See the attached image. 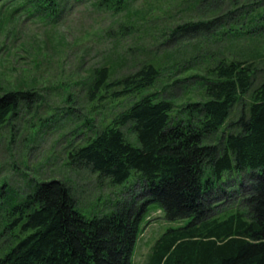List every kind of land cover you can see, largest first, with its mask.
Returning a JSON list of instances; mask_svg holds the SVG:
<instances>
[{"label": "trees", "instance_id": "trees-1", "mask_svg": "<svg viewBox=\"0 0 264 264\" xmlns=\"http://www.w3.org/2000/svg\"><path fill=\"white\" fill-rule=\"evenodd\" d=\"M128 1L99 0V5L119 12ZM28 2L41 18L58 14L55 0ZM217 22H188L173 35L211 34ZM254 73L251 64L218 62L196 77L205 100L183 105L180 117L173 101L145 93L160 77L155 65L114 81L105 67L93 71L88 101L109 90L111 99L141 98L84 145L70 146L67 165L87 169L110 185L126 183L135 172L145 199L120 201L109 213L88 218L77 211L64 182L38 183L8 209L6 230L16 227L18 235L0 264H131L150 204L158 206L165 221L186 222L166 230L144 264H264V83L253 88ZM177 74L182 73L174 75L172 85L186 82ZM33 96L20 91L0 96V128ZM236 104L241 111L228 126L237 132L218 144L207 143L224 128ZM126 126L135 143L122 132ZM230 176L238 181L236 189L229 187ZM231 195H238L243 210L215 215L212 202Z\"/></svg>", "mask_w": 264, "mask_h": 264}, {"label": "rangeland", "instance_id": "rangeland-1", "mask_svg": "<svg viewBox=\"0 0 264 264\" xmlns=\"http://www.w3.org/2000/svg\"><path fill=\"white\" fill-rule=\"evenodd\" d=\"M28 1L0 0V96L18 91L34 95L0 128V257L18 235L16 227L6 230L9 207L38 183L64 182L77 211L88 218L109 213L117 202L145 199L135 172L126 183L110 185L87 169L67 165L70 146L84 145L141 98L111 99L109 90L88 101L93 71L105 67L114 81L155 65L160 77L145 93L173 101L175 115L183 105L205 100L196 77L218 62L251 64L253 88L264 83V0H129L119 12L100 6L99 0H55L58 14L49 19L33 12ZM215 19L219 22L211 34L173 35L179 25ZM176 73L186 82L172 85ZM241 108L233 107L224 128L207 143L218 144L222 136L237 132L228 124ZM121 130L135 143L127 126ZM236 180L229 177L230 189H236ZM239 201L238 195L215 200L213 212L243 210ZM185 222L165 221L158 206L150 204L131 264H144L156 240Z\"/></svg>", "mask_w": 264, "mask_h": 264}]
</instances>
